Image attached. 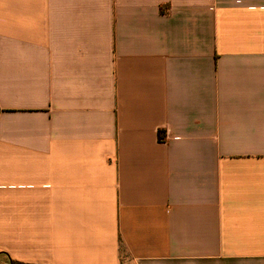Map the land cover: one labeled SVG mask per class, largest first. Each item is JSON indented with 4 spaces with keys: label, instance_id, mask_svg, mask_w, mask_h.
<instances>
[{
    "label": "crops",
    "instance_id": "1",
    "mask_svg": "<svg viewBox=\"0 0 264 264\" xmlns=\"http://www.w3.org/2000/svg\"><path fill=\"white\" fill-rule=\"evenodd\" d=\"M264 264V0H0V257Z\"/></svg>",
    "mask_w": 264,
    "mask_h": 264
},
{
    "label": "rangeland",
    "instance_id": "2",
    "mask_svg": "<svg viewBox=\"0 0 264 264\" xmlns=\"http://www.w3.org/2000/svg\"><path fill=\"white\" fill-rule=\"evenodd\" d=\"M0 264H7V259L4 258L3 256L0 257Z\"/></svg>",
    "mask_w": 264,
    "mask_h": 264
},
{
    "label": "trees",
    "instance_id": "3",
    "mask_svg": "<svg viewBox=\"0 0 264 264\" xmlns=\"http://www.w3.org/2000/svg\"><path fill=\"white\" fill-rule=\"evenodd\" d=\"M10 264H19V263L10 260Z\"/></svg>",
    "mask_w": 264,
    "mask_h": 264
}]
</instances>
